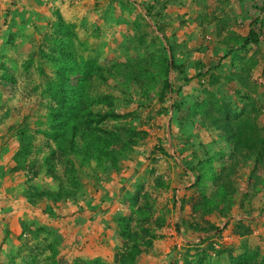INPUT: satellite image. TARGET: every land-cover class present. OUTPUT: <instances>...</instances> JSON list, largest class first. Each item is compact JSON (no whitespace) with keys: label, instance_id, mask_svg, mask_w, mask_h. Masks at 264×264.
Wrapping results in <instances>:
<instances>
[{"label":"rangeland","instance_id":"rangeland-1","mask_svg":"<svg viewBox=\"0 0 264 264\" xmlns=\"http://www.w3.org/2000/svg\"><path fill=\"white\" fill-rule=\"evenodd\" d=\"M241 2L242 8L251 13L262 45L239 50L236 72L227 69L220 74L216 63L225 55L217 50L218 15L221 6L241 10ZM57 10L75 25L76 56L96 60L102 67L105 78L95 76L90 80L91 93L110 94L113 109L133 113L128 119L137 129L146 131L120 156L125 168L131 169L134 185L116 188L108 197L110 207L104 206V201L93 204L94 199L85 209L84 203L68 205L82 195L88 198L83 191L85 184L98 178L105 168L91 162L79 167L81 186L76 189L64 176V165L54 162L53 171L61 182L45 165L54 144L43 130L48 129L52 103L47 82L57 77L55 59L60 55L52 25ZM255 13L257 18H253ZM213 75H218V80ZM167 79L171 90L164 89ZM263 81L264 0H0V264H47L49 249L41 251L48 244L44 239L57 240L59 248L57 230L68 225L67 217L84 210L105 211L117 201L124 203V215H129L137 193L139 205L150 203L155 216L165 219L158 229L163 236L154 243L162 241L161 247L168 246L174 254L158 264H184L188 249H192L190 241H205L206 234L217 232L212 225L218 226L220 220L226 223V219H235L227 235H245L251 219L264 215V142L259 143L264 140ZM206 98L212 99V109L195 114L193 105ZM222 102L239 114L249 113L252 126L248 136L253 143L254 139L258 142L253 149L235 148L222 137L223 131L212 127L210 114L222 117L216 109ZM20 129L32 136L33 153L24 157L25 169L16 170V152L14 167L7 168L3 158L19 150ZM244 134L247 137V132ZM196 157L213 158L212 163H206L199 182L193 171ZM11 171L19 172L22 178L7 190L3 182ZM228 181L232 184L224 187L227 198L219 201L215 198L218 186ZM60 189L62 194L69 190L77 193L58 201L38 196L42 191ZM206 196L215 202L212 207L219 203V208L209 214L202 207ZM43 198L53 200L57 210L43 203ZM194 207H198L196 212ZM47 219L55 227L50 228ZM39 227L46 231H39ZM257 227L264 229V224ZM220 229L211 252L221 250L230 256L233 249H248L240 240H233L231 248ZM261 242L254 248L264 251V236ZM75 243L77 248L83 244L78 240ZM198 247L207 249L208 245L201 243ZM150 249L137 264H156L148 257ZM58 257L64 264L74 260L61 254Z\"/></svg>","mask_w":264,"mask_h":264},{"label":"trees","instance_id":"trees-1","mask_svg":"<svg viewBox=\"0 0 264 264\" xmlns=\"http://www.w3.org/2000/svg\"><path fill=\"white\" fill-rule=\"evenodd\" d=\"M57 19L53 21L54 43L56 51L60 54L56 59L55 79L49 78L47 82V93L52 103L49 106L48 129L43 130L45 135L52 141L49 155L46 158L45 165L53 177L61 182L59 174L55 173L54 167L57 163L64 165L63 173L76 187L80 188V181L77 177L79 167L86 163L95 161L99 169L105 168L106 164H111L114 168L119 166L120 156L132 149L139 140H141L146 131L137 129L128 119L133 113H119L113 109V97L107 93L92 94L89 88L90 80L97 76L105 78L101 65L96 60L77 57L73 48L77 34L74 24L67 22L59 10L56 11ZM240 48H246L249 44H254L260 48V34L253 24L249 33L239 40ZM240 48L233 46L228 54L237 51ZM242 50V49H241ZM227 54V56H228ZM239 59L241 57H238ZM218 66V65H217ZM236 75L239 73H235ZM234 74V75H235ZM218 80V75H213ZM242 76V75H241ZM164 89L171 90V84L168 79L164 82ZM212 94V92H210ZM211 96V95H210ZM214 106L212 99L206 98L198 101L193 105L197 114L208 112L209 108ZM217 111L223 114L222 117L214 116L210 113V123L212 127L223 131L222 137H226L228 142H232L235 148L246 146L253 149L258 143L249 139L252 119L249 113L245 111L237 113L230 105L218 103ZM245 114V115H244ZM237 121V122H236ZM110 122H114L112 125ZM247 132V137L244 133ZM20 148L15 154L17 162L14 169H25L24 157L33 153L32 136L27 134V130H19ZM261 139L259 143H263ZM23 158V159H22ZM196 157L197 165L194 170L197 174L198 181L204 174L203 170L206 163H212V157ZM55 162V165H54ZM207 166V165H206ZM231 185L230 181L223 182L218 186L219 192L215 196L219 201L227 198L224 187ZM61 188V187H60ZM76 190H69L62 194L61 189L58 191H42L38 193L39 197H52L55 201L63 198L72 197ZM206 202L202 206L205 214L212 213L215 208H219V203H215L209 197H205ZM150 203L139 205V195L132 199L129 215L118 217V233L122 239V245L116 252L114 263L103 260L100 257L91 259L76 258L69 264H137L139 257L153 247L154 242L162 238L158 229L163 227L165 219L155 216ZM198 207H194L196 212ZM215 231H221L219 226L212 225ZM199 229V228H197ZM39 231L46 229L39 227ZM248 231V230H247ZM207 249H198V244L191 243L192 249H188L184 264H216L210 255L214 250L215 244L212 240L214 232L206 234ZM47 245L41 250L49 249L48 255L45 256L47 264H64L59 259V248L57 240L44 239ZM212 243V244H211ZM194 244V245H193ZM48 246V247H47ZM214 246V247H213ZM194 250L195 253L191 251ZM216 255L223 251L215 250ZM23 259H26L23 257ZM230 264H264V251L260 247L248 248L238 255L230 253ZM41 262V261H40ZM42 263V262H41Z\"/></svg>","mask_w":264,"mask_h":264},{"label":"crops","instance_id":"crops-1","mask_svg":"<svg viewBox=\"0 0 264 264\" xmlns=\"http://www.w3.org/2000/svg\"><path fill=\"white\" fill-rule=\"evenodd\" d=\"M239 5L241 7V10L235 9V11H230L229 8H224L221 6V12L218 15L219 19L216 23L218 41L217 50L221 51V53L225 55V57H223L220 62L216 63L218 65L217 70L220 74H223L224 70L227 69H231L234 71L237 70V63L240 60L238 58L239 55H235L237 51H232L231 54L228 53L230 52V49L233 48V46L236 48H240L239 40L241 39V37L246 36L253 26V19L252 17H250L251 13H247L242 8V2ZM256 14L257 13H255V16L253 18L258 17ZM241 23H243V26L240 25ZM213 36L215 40L216 35ZM251 45L252 44H249L248 46ZM260 45H262L261 40ZM239 50L243 51V48H240ZM215 130L219 131L216 128ZM17 150L11 152V154L10 152L7 153L3 158L7 161V168L10 166L14 167L15 162L13 161V155L15 152H17ZM195 161H197L196 158ZM119 163L120 167L118 168H114L111 164H106L105 169L101 170L98 178H91L92 181H90L89 184H85L83 191L87 192L89 194V197L87 198L85 195H82L81 197H78L76 201L69 202L68 205L72 206V204L74 203L76 206L77 203H84L85 205L82 206L85 209L86 205L90 204L88 201L94 199L93 204L95 203L100 205V203L104 201L103 205L105 206L107 204L110 207L111 202L110 200H108V197L113 194L114 191H116L115 189L117 188L119 190V188H121L122 186L128 188L129 184H133L134 176L132 177L131 169H126L121 159ZM91 165L96 166L95 161H91ZM188 173L189 172H187V174ZM21 178L22 176L19 172H9V174L4 178V189L6 188L7 190H12L13 184L14 186L18 185V183L21 181ZM127 182L128 184L126 185ZM42 202H48V204H51L52 206H54L53 208L57 210L53 200L43 198ZM124 206V203L122 204L121 201H117L113 205V207L108 208L105 211L99 210L97 212H93L91 210L82 211V209V212H77L72 217H67L66 219L67 221H69L68 225L64 224L63 228H59L57 230L58 234H60V254L64 255L69 261L76 258L91 259L100 257L103 260L110 262L115 256L116 250H118V248H120L122 244V240L118 233L117 219L119 216H123L126 213V208ZM263 216L264 215L262 214L258 217H255V219H251V225L249 224L248 226L250 229L249 231H246L245 235L243 236L239 234L238 236L234 234L227 235L226 232H229V229L235 222L234 218L231 220L226 219V223L225 221L220 220L216 224L220 228H223L225 235L223 240L224 242H227L228 245L231 246V248L234 247V245L232 244L233 240H240L239 242L242 243L243 247L245 248H254L255 244L257 245L262 243L261 239L262 236H264V233H262L264 229L257 227L258 224H264ZM239 219L240 217L237 218V220ZM46 223L50 228L52 226L55 227V223L53 221H49V219H47ZM224 225L226 227H224ZM259 234H261V236ZM257 238L259 239V241H257ZM77 240L83 242L80 248L76 247L77 244L75 242ZM163 245L164 243L162 241L156 242L149 251L148 257L153 258V261L156 264L159 263L158 261L164 260L169 256H173L174 254L168 246L162 248L161 246ZM236 249H233L232 251L234 255H238L244 252V250L242 251L240 248L237 250ZM227 253L228 252L223 251L221 254L216 255L215 252H211V254L213 255V260L216 264H230L229 255ZM142 255L139 257L137 263L140 261Z\"/></svg>","mask_w":264,"mask_h":264},{"label":"built area","instance_id":"built-area-1","mask_svg":"<svg viewBox=\"0 0 264 264\" xmlns=\"http://www.w3.org/2000/svg\"><path fill=\"white\" fill-rule=\"evenodd\" d=\"M264 82V81H263ZM0 183H1V180H0ZM222 231H217L216 233H214V235H213V238H212V240H217V238L220 236V233H221ZM205 237H206V235H205ZM204 237V238H205ZM205 240V239H204ZM192 242H195V243H204V241H203V239L202 238H197L196 240H194V241H192Z\"/></svg>","mask_w":264,"mask_h":264}]
</instances>
